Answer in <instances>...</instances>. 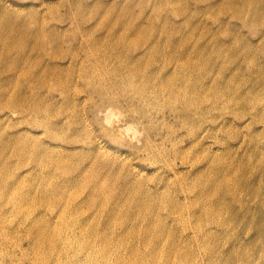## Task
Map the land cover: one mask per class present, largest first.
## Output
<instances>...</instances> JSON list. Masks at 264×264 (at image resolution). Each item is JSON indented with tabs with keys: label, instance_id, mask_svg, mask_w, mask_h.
<instances>
[{
	"label": "rangeland",
	"instance_id": "1",
	"mask_svg": "<svg viewBox=\"0 0 264 264\" xmlns=\"http://www.w3.org/2000/svg\"><path fill=\"white\" fill-rule=\"evenodd\" d=\"M213 3L215 0H0V97L7 102L0 108V178L8 182L13 174H21L20 187L24 186V190L17 193L32 200L41 188L46 189L62 180H77L79 182L72 184L71 189L80 197L88 192H111L117 199L116 205L130 212V221L146 224L138 218V210L132 203L136 188L121 190L130 180L142 181L148 191L160 189L158 194L154 193L159 204L158 209H153L152 221H166L179 230L182 227L180 216L188 221L186 233L191 242L186 250L193 251L189 258L191 264L262 262L264 232L259 230L264 229V221H257L256 215L264 214V207L258 205L261 198L255 197L257 193L254 195L243 189L232 194L237 200L251 199L246 209L235 205L238 202L233 201L230 194H222L226 221L210 229L211 240L197 239L192 229L194 221L188 216L196 205V209H200L203 204V199L196 195V187L192 188L194 182L200 181L203 185L204 180L215 179L222 185L224 178L219 176L229 178L233 174L231 168L237 165L232 161L237 155L242 161L239 163L259 165L263 157L246 151L256 140H263V123H250L248 118L232 127L225 126L223 134L202 138L210 120H201L198 125L204 129L199 132L191 152L175 157L174 140L169 139L165 143L172 151L170 155L160 156L153 162L145 155V148L152 145V137L158 133L169 136L168 128L156 124L162 117L153 115L154 122L128 121V117H135L127 103L128 97H135L131 91L133 85L141 89L149 85L145 89H154L159 97L169 96L170 87L178 85L177 74L183 73L184 65L191 64L189 56H182L180 50L191 48L198 41L208 42L211 37L217 36V40L208 44L207 50H212L213 45L229 44V47H236L239 55L230 57L226 53L205 50L215 57L211 61L213 70L208 75L210 84L225 63L226 77L238 69L245 78L246 81L237 83V87L263 94L264 75L247 72L252 64L243 57L249 43L259 50L264 39V23L255 25L252 16L239 19L223 9L212 10ZM150 17L156 18L153 27L148 25ZM119 19L125 25L132 22L148 35L134 44L132 40L138 33L118 28ZM166 21L170 22L171 30L182 27L175 34L178 48L173 49L165 43L171 37V31L165 29ZM120 32L126 33L124 41L131 44L119 40ZM144 32L141 31L140 36H144ZM188 35L191 38L186 46L180 39ZM156 36L162 44L153 43ZM263 50L256 51L260 66ZM136 65L139 67L134 69ZM208 65L201 60L194 75H199ZM128 66L134 70L129 71ZM109 68L116 70L115 78L108 73ZM94 70H98L95 75ZM175 71L177 73L172 74ZM99 84L114 87L122 84L126 94L116 91V97L112 93L110 97L108 92L98 89ZM133 102L139 104L135 99ZM162 111L164 122L177 127L167 105L159 112L162 114ZM224 117L225 114L212 116L216 120ZM119 120L123 121L121 126L116 125ZM103 125L108 128L114 125L117 137H104ZM182 132L177 130L176 133ZM246 133L256 136L243 142L241 134ZM16 135L29 142V150L23 157L13 153L16 147L13 136ZM94 139L97 143H93ZM225 140L232 151H227L226 145L221 143ZM34 153L46 164L30 163ZM59 160L72 164L66 175L56 164ZM223 165L228 168L221 170ZM127 172L130 175H126ZM201 176L203 180H199ZM243 176L247 178L244 171ZM83 179L87 182L77 191L75 187L81 186L78 184ZM14 194V187H3L0 182V264H34L35 249L28 246L25 239L27 227L33 220H51L59 227V211L36 203L27 209L30 219L22 220V212L17 214L16 205L11 201ZM165 198L168 203L177 199L180 206L165 207L162 200ZM83 210L87 214L91 211L87 206ZM144 211L149 215L151 209L146 207ZM101 213L104 219L107 213L104 210Z\"/></svg>",
	"mask_w": 264,
	"mask_h": 264
},
{
	"label": "bare ground",
	"instance_id": "2",
	"mask_svg": "<svg viewBox=\"0 0 264 264\" xmlns=\"http://www.w3.org/2000/svg\"><path fill=\"white\" fill-rule=\"evenodd\" d=\"M159 9L161 10V7ZM211 9H223L238 16L239 19L242 16H252L255 25L264 23V0H215ZM157 14V11H155V15ZM155 19V17H150L148 25L153 27ZM116 26L118 28L125 27L127 32H137L138 35L132 40L134 44L137 40H144L145 36L148 35L143 29L134 27L132 22L130 25H125L119 19ZM181 28L177 27L171 30L170 22L166 21L165 23V29L171 31V37L166 39L165 43H168L173 49L179 46L175 34L180 32ZM141 31L144 32V36H140ZM118 38L120 41L128 42L124 41V38H126L125 32L118 33ZM190 38L191 35H188L180 40H184L183 43L187 46ZM216 40L217 36L211 37L208 42L198 41L193 47L180 50L182 56H189L188 59L191 61V64L187 67L184 65L183 73L177 74L176 81L178 85L170 87L169 96L165 98L164 95L159 97L160 94H155L154 89L152 91L149 88L145 89L149 85L143 89H141L142 87L137 88L136 85H133V88H131L135 97H128L127 103H130L129 107L132 109L135 117H128V121L145 119L148 122H154L151 118L155 115L157 118L162 117L156 124L161 125L164 129L168 128L169 136H165L166 134H164L163 136L165 137H163L161 133H158L154 137L151 136L152 145L148 144L145 148V155L153 162L157 161L160 156L167 157L172 151L175 157L191 152L193 143L199 139V132L201 129H204L203 126L198 125L201 120L203 122L206 119L210 120L209 127L205 129L204 134L201 136L202 138L209 137L214 133H222L225 126L229 125L232 127L236 123L246 121L248 118L251 120L250 123L255 121L262 122V126L264 127V92L258 95L255 90H244L245 88L237 87V83L246 81L245 78L241 77L238 69L233 68L234 70L226 77L228 70H226L224 63L223 66L219 67L214 82L210 84L208 75L213 70L211 61L215 57L204 51L207 50L205 47L208 44H212ZM153 43L160 45L163 41H161L160 37L156 36L153 39ZM220 43L219 45H221ZM249 45L245 46L247 49L243 58L252 65L246 71L249 73L258 72L264 75V55L261 58L262 65L260 66L258 64L259 58L256 54V51L260 52L264 48V39L258 46L259 50L256 49L257 46L255 48L252 44L249 43ZM207 51L226 53L230 57L239 55L236 47H229V44H222L221 46L213 45L212 50ZM191 56H197L199 59L195 60ZM201 60L209 64L208 68L199 75H194L195 69ZM229 61L231 60L229 59ZM138 67L136 65L134 69ZM127 68L129 71L134 70L129 69V66ZM107 70L113 78L116 77L117 72L114 68ZM97 71L94 70V75ZM176 73L177 71L172 72V74ZM107 86L99 84L98 89L105 90L110 97L112 95L116 97V91L117 94H120L122 91L126 94L122 84H117L115 87L108 84ZM163 98L164 102L160 103L162 101L160 99ZM134 99L139 104L135 105ZM6 104L7 102L0 97V108ZM165 105L174 114L177 127L164 122V111H162V114L159 111ZM216 114H225V117L221 120H216L212 118ZM122 122V120H119L116 125L121 126ZM103 127L105 128L102 131L104 137L111 139L117 137L114 125L112 126L113 128H108L104 125ZM177 130H183V132L178 134L176 133ZM241 136L244 142L246 140H253L256 135L246 133L245 135L241 134ZM15 137L14 144H16V147L13 153L23 157L29 150V142L21 135L13 136V138ZM169 139L174 140L172 141V151L165 143ZM94 142H96L95 139L93 140ZM184 142L190 146L185 148ZM221 143L226 145L227 151H232V146L227 145L226 140L224 142L221 141ZM246 152L259 153L263 157L260 158L261 162L258 166L253 165L251 162L239 163L242 161L237 155L232 161L237 165L231 168L233 174L229 178L219 176L224 178L222 185L215 179H206L203 185L200 181L193 183L192 188L196 187V195L203 199V204L200 209H196L197 205L195 204V210L190 211V216H187L191 221H194L192 224L193 234L200 241L211 240L213 234L209 232L211 231L210 229H214L222 225V221H226L224 217L225 201L222 197L224 192L230 194L232 200L238 202L235 205H238L242 209L247 208L251 199L237 200L236 197H232V194L243 189L253 192L254 195L257 193L255 197L261 198L258 199L261 200V204L258 205L264 207V138L250 144V148ZM30 159H33L30 163H36L41 166L46 164L35 153L30 156ZM56 164L63 175H66L72 168V164L63 160H59ZM227 168L223 165V169L221 170ZM243 171L247 174V178L243 176ZM126 175H130L129 172ZM21 177V174L17 173L16 175L13 174L10 177L11 180H7L8 182L1 179V177L0 182L3 187L4 185H8L9 188L14 187L15 194L11 201L16 205L17 214L22 212V220L30 219L27 209L36 203L56 208L59 211V227L54 226L51 220L41 222L33 220L32 225L27 227L29 230L25 235V239L28 246H32L35 249L36 259L34 264H172L173 262H176V264H191L189 258L193 251L190 249L187 252L186 250V246L191 242L189 233H186L188 221H183L184 218L180 216L179 222L182 227L179 230L177 227L167 224L166 221L154 222L151 220L153 215H155L153 209H158L159 200L155 195L160 190L158 187L154 191H148L142 181L133 179L128 183H124L125 187L121 189L125 191L131 186L136 188L137 194L132 198V203H134L138 210V218L146 223L144 224L140 221H130V212L116 205L117 199L111 192L98 191V194L88 192L84 197H80L76 191H72L71 189L74 187L72 184L79 182L77 180H72V182L62 180L58 184H50L46 189L41 188L39 194L34 195L33 200L30 197L25 198L21 193H17L18 190H24V186L20 187ZM203 178L201 176L199 180H203ZM86 182L84 179L81 180L78 184L81 186H76L75 189H80ZM88 182L92 183L93 180H88ZM216 187L218 188L217 192ZM162 200L163 205L167 208L180 206V202L177 199L174 202L170 200L169 203L166 201V198ZM85 206L91 209L90 213L84 212L83 207ZM146 207L151 209L149 215L144 211ZM101 210H104L105 214L107 213L104 219ZM132 216H134L133 213ZM256 216L258 217L257 221H264L263 213ZM244 218L246 219V217ZM251 224L254 225L253 223ZM259 231L260 233L264 232V229ZM259 264H264V259Z\"/></svg>",
	"mask_w": 264,
	"mask_h": 264
}]
</instances>
